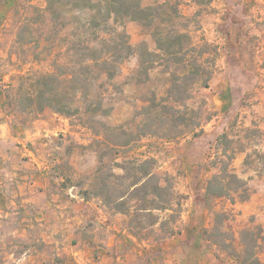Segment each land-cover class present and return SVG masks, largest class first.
<instances>
[{
  "label": "rangeland",
  "instance_id": "1",
  "mask_svg": "<svg viewBox=\"0 0 264 264\" xmlns=\"http://www.w3.org/2000/svg\"><path fill=\"white\" fill-rule=\"evenodd\" d=\"M177 1L184 46L210 71L191 96L171 91L191 60L167 61L157 24H104L105 0H57L53 13L1 1L0 264H264V0ZM177 98L201 127L138 137L150 102L184 110ZM146 158L171 180L173 210L144 202L132 163ZM222 161L231 198L206 192Z\"/></svg>",
  "mask_w": 264,
  "mask_h": 264
},
{
  "label": "trees",
  "instance_id": "2",
  "mask_svg": "<svg viewBox=\"0 0 264 264\" xmlns=\"http://www.w3.org/2000/svg\"><path fill=\"white\" fill-rule=\"evenodd\" d=\"M84 1L87 2L86 6H89L88 9H90L94 0ZM55 2L57 0H48V11L51 13L54 12ZM105 6L107 8L106 13L109 16L103 21L104 24H107L113 18L112 16H128L147 27H153L157 24L158 27L153 34L157 39L159 50L165 55L167 61L180 64L184 59L179 56L184 55L186 58L189 56L191 63L188 64V67L191 68L187 69L188 67H184L185 73L182 75L173 74L172 92H179L182 89L184 93L191 96L197 86L208 87L210 71L200 61L202 55L198 54L197 57V51L190 42L188 46H184L185 43L183 41H189V35L179 31L176 27L179 24L178 21L182 18L179 10L180 4L177 0H155L150 5H144V0H105ZM98 12L101 13V11ZM98 26L100 25H97L96 19L84 24V32L88 33H85L87 34L86 36H89V34L95 35V30ZM163 26H170V28L164 29ZM79 42L80 46L84 45L83 48L86 51L94 49L86 37H81ZM85 43H88V45L85 46ZM90 60L94 62V59ZM148 62L150 61L145 60L143 66ZM188 79L192 80V83L186 84ZM183 84L186 85V88L182 86ZM174 102L175 104H180L184 110L179 109L177 106L167 107L163 103L151 101L150 105L142 113L144 120L137 127L136 133L138 137L153 136L171 140L186 133L195 132L197 128L201 127V113L199 111L189 110L185 106L183 99L177 98ZM62 110L59 111L62 112ZM129 145L130 143L124 146ZM228 159H233V156L229 155ZM132 166L134 174L142 177L141 189H144L146 193H150L154 197L152 200L145 199L144 202L151 203L157 209L173 210L176 203L174 187L168 177H162L157 173L155 159L136 160L132 163ZM229 166L227 161H222L221 170L207 183V195L231 198L232 192H238L237 188L232 189L231 187L232 183L237 180V176L231 172ZM103 194V192L100 193L101 196H104ZM124 197L125 194L119 198L123 199ZM105 200L107 205H112V201L106 197Z\"/></svg>",
  "mask_w": 264,
  "mask_h": 264
}]
</instances>
